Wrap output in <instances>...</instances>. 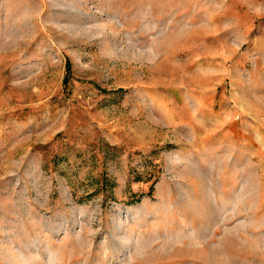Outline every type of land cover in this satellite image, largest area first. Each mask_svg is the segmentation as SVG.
<instances>
[{"label":"rangeland","instance_id":"rangeland-1","mask_svg":"<svg viewBox=\"0 0 264 264\" xmlns=\"http://www.w3.org/2000/svg\"><path fill=\"white\" fill-rule=\"evenodd\" d=\"M0 264H264V0H0Z\"/></svg>","mask_w":264,"mask_h":264}]
</instances>
